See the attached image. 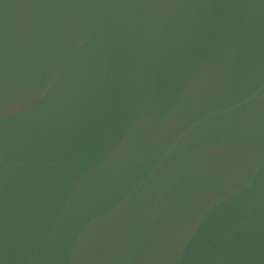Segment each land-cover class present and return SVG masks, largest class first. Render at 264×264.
Listing matches in <instances>:
<instances>
[{
    "label": "water",
    "instance_id": "95a60500",
    "mask_svg": "<svg viewBox=\"0 0 264 264\" xmlns=\"http://www.w3.org/2000/svg\"><path fill=\"white\" fill-rule=\"evenodd\" d=\"M0 264H264V0H0Z\"/></svg>",
    "mask_w": 264,
    "mask_h": 264
}]
</instances>
